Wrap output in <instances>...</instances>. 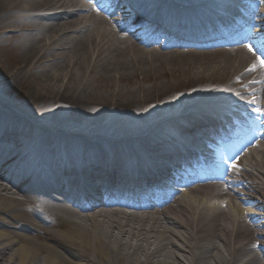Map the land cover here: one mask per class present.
<instances>
[{
  "label": "bare ground",
  "instance_id": "bare-ground-1",
  "mask_svg": "<svg viewBox=\"0 0 264 264\" xmlns=\"http://www.w3.org/2000/svg\"><path fill=\"white\" fill-rule=\"evenodd\" d=\"M82 7L78 0H0V264H264L262 147L243 172L150 213L72 205L82 197L92 208L96 183L164 169L142 165L141 155L155 160L188 147L180 133L206 122L190 110L240 102L264 108V69L248 70L257 62L248 49L145 50ZM137 70L148 86L137 82ZM18 98L40 110L41 124L10 107ZM178 106L181 113L149 128L153 137L143 133L128 145L62 130L108 116L146 122Z\"/></svg>",
  "mask_w": 264,
  "mask_h": 264
},
{
  "label": "rangeland",
  "instance_id": "rangeland-1",
  "mask_svg": "<svg viewBox=\"0 0 264 264\" xmlns=\"http://www.w3.org/2000/svg\"><path fill=\"white\" fill-rule=\"evenodd\" d=\"M260 8L264 9V5L260 6ZM13 55L12 54H8L7 56L4 57L3 60V64L5 66H8L9 64H12V60H13ZM151 56L148 55L147 59H150ZM160 59H162V57H160ZM188 62H192L190 60H187ZM214 66V64H212ZM217 66V64H215ZM148 64H146L145 67H147ZM194 69L191 68V70L189 71L190 74L193 76L194 73ZM257 71V70H256ZM176 75L179 73V70H175ZM154 74V70L150 69L147 71V74ZM193 73V74H192ZM139 77H143V74L140 70H137L136 73V80L138 83H140L143 87H146L150 84L151 81H146V80H139ZM226 77V75L224 76ZM190 78V79H189ZM188 79L192 82V78L189 77ZM169 80L172 78L169 77H158L157 83L160 82V80ZM118 89H121V86H118ZM29 101V100H28ZM28 101H26L23 98H18L16 100H14L11 104L9 103L10 107L12 109H14L17 112H20L21 114H23L26 118L33 120L34 122H36L37 124H41L42 122L39 121L37 119V117L39 116L38 113H40V110H35V106L31 105ZM14 105V106H13ZM184 106H178L174 109L171 110V107L168 108L166 111H164L163 113H161L159 116H155L153 118H149L148 120L146 119V122H135L133 120L132 116H119L117 118H114L111 120L110 116L106 117L105 121L103 120V122H101L100 124L97 125H92L89 121L88 122H79L77 120L73 121L69 127H65L62 130H81V132L87 134V136L90 137H98V138H104V139H113V140H124V139H133V138H138V136H141L143 133H146L147 131H149L150 127H154L155 123H157L158 120H170L173 116H175V114H179L183 111ZM203 108V106L201 107ZM191 109V108H189ZM189 109L187 111H189ZM160 112L161 110L159 109V107L155 106V112ZM196 112V110L192 109L190 110L188 113L189 114H194ZM68 128V129H67ZM83 133V134H84ZM148 133V132H147ZM146 133V134H147ZM149 135V134H148ZM147 135V136H148ZM256 155V154H255ZM251 157L248 158V160H246L245 163H242L243 168L246 167L249 168V163H250ZM238 169L237 171L239 172H243L244 169ZM191 196V194H190ZM254 212L258 213L259 210H255V209H251Z\"/></svg>",
  "mask_w": 264,
  "mask_h": 264
},
{
  "label": "snow or ice",
  "instance_id": "snow-or-ice-1",
  "mask_svg": "<svg viewBox=\"0 0 264 264\" xmlns=\"http://www.w3.org/2000/svg\"><path fill=\"white\" fill-rule=\"evenodd\" d=\"M247 48L250 52H256V51H260L261 52V55L257 56L256 57V61L257 62H254L252 65H251V68L248 69L249 71L251 70H254L256 67H262L264 68V45H262V48L261 49H255L253 48L252 45H247ZM253 111L255 113H257V116H256V119L257 120H260L261 116L260 114L261 113H264V109H261V108H254ZM262 123H264V121H262ZM233 167H235V165H233Z\"/></svg>",
  "mask_w": 264,
  "mask_h": 264
}]
</instances>
